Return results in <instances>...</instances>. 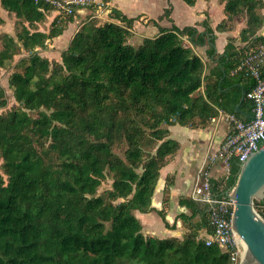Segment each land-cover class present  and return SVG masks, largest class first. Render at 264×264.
Returning <instances> with one entry per match:
<instances>
[{
    "label": "trees",
    "instance_id": "trees-1",
    "mask_svg": "<svg viewBox=\"0 0 264 264\" xmlns=\"http://www.w3.org/2000/svg\"><path fill=\"white\" fill-rule=\"evenodd\" d=\"M220 2L225 16L215 29L208 20L160 25L165 18L173 21L169 3L152 19L158 35L138 45L129 42L138 17L112 7L111 17L120 22L89 20L57 61L40 50L77 11L65 19L55 15L43 31L36 26L53 4L0 0L22 21L19 31L0 39V66L21 51L29 53L9 80L19 107L0 115V264H233L227 250L207 245L201 235L213 232L205 202L180 199L191 211L178 216L186 227L183 238L145 235L136 215L154 210L160 171L180 148L170 126L206 127L219 110L250 119L238 107L252 112V101L243 95L256 82L233 71L246 51L259 47L239 48L231 38L209 70L197 49L207 46L206 58L216 60L215 30H231L240 18H246L241 40L254 37L264 22V0ZM7 103L0 86V109ZM240 170L241 163L231 160L228 176L211 181L213 191L225 195ZM108 178L111 188L99 194ZM164 202L158 213L174 228ZM260 203L255 200L264 217Z\"/></svg>",
    "mask_w": 264,
    "mask_h": 264
},
{
    "label": "crops",
    "instance_id": "crops-1",
    "mask_svg": "<svg viewBox=\"0 0 264 264\" xmlns=\"http://www.w3.org/2000/svg\"><path fill=\"white\" fill-rule=\"evenodd\" d=\"M94 1L100 2L103 5L95 3L89 5L90 7H80L73 20L66 26L63 33L53 38L51 43L45 49L40 50V53L41 51H44L46 53V57L59 55L61 59V52L66 49L74 34L85 23L93 18L98 20L101 19L100 21L120 22L118 19L111 17L110 10L112 7L118 8L128 17H138L132 27V32L135 34L133 38L138 39L136 45L140 44L144 37H155L158 35L159 29L152 22V19H157L158 17L152 18L142 9L134 8L135 6L133 4L135 0H111L107 2L103 0ZM167 1L168 3H171L170 0ZM205 1L206 2H204V4H201L200 0H197V3L192 6V9H190L191 11H188L189 15L192 13L196 16V19L192 22V24H179L174 16L175 6L173 5L171 11V18L173 21L165 18L160 21L159 24L165 27H170L174 23L179 27H184L186 25H195L204 20H208L211 27L215 29L217 24L225 16L223 4H221L220 0ZM262 13L264 15V7L262 9ZM51 16L52 17H48L50 18V22L47 24V28L42 27L40 23L38 24L40 30L47 31L49 29L50 23L52 22L55 14ZM245 25V22H238L237 26L231 30H215V54H219L216 60H213V57L209 60L206 58L205 51L207 46L197 49V52L203 56L204 60L208 61V70L210 67H214L218 63L220 56L224 54L225 47L231 38L235 39V44L239 48H244L247 44H249L253 45V47H259L264 50V40H261V38H264V22L254 37L248 38L247 40H241L239 36L240 31L245 27ZM198 28L199 30H203L202 26H198ZM60 59L58 61H60ZM201 91L204 93L203 87L201 88ZM241 111L247 117L252 116V112L249 113L242 109ZM211 118L206 127L197 128L180 124L170 126V138L179 142L180 148L176 153L171 155L166 165L160 171L159 181L152 198V206L154 207V210L149 213L136 211V215L142 221L143 232L145 235L160 238H183L186 232V227L178 216L182 213L190 214L191 211L186 206L180 204V199L193 198L195 185L197 184L201 171L204 168L210 172L212 180H222L228 176L229 168L224 164V162L222 160L214 161L212 157L218 151L221 143L227 137L231 128L225 120L220 119L217 123H215L211 120ZM167 178H170L171 180L170 185L167 184ZM165 198L167 199L165 209L166 220L170 225L175 223L176 226L174 228L167 227L158 213V211L164 208ZM201 235L204 237L208 236L206 231H202Z\"/></svg>",
    "mask_w": 264,
    "mask_h": 264
},
{
    "label": "built area",
    "instance_id": "built-area-1",
    "mask_svg": "<svg viewBox=\"0 0 264 264\" xmlns=\"http://www.w3.org/2000/svg\"><path fill=\"white\" fill-rule=\"evenodd\" d=\"M54 5L58 14L71 15L80 7L100 4L94 0H35ZM244 72L252 77L256 85L245 97L252 101V116L248 120L239 118L233 113L219 110L211 118L217 123L220 119L230 125V132L213 155L214 161L222 160L230 168L231 160L237 159L241 164L255 151L264 146V50L251 48L246 51L238 67L233 72ZM211 174L203 169L193 191V198L209 206V223L213 232L206 238L207 245H217L230 253L233 264H241L245 254V243L233 227L235 201L228 195L219 196L212 188ZM260 207L264 210V200ZM263 217V216H262ZM264 218V217H263Z\"/></svg>",
    "mask_w": 264,
    "mask_h": 264
},
{
    "label": "water",
    "instance_id": "water-1",
    "mask_svg": "<svg viewBox=\"0 0 264 264\" xmlns=\"http://www.w3.org/2000/svg\"><path fill=\"white\" fill-rule=\"evenodd\" d=\"M226 195L235 201L233 227L245 243L241 264H264V218L255 206V200H264V146L241 164L237 182Z\"/></svg>",
    "mask_w": 264,
    "mask_h": 264
},
{
    "label": "rangeland",
    "instance_id": "rangeland-1",
    "mask_svg": "<svg viewBox=\"0 0 264 264\" xmlns=\"http://www.w3.org/2000/svg\"><path fill=\"white\" fill-rule=\"evenodd\" d=\"M171 4L175 6V12L174 16L175 19L179 24H192V22L196 19V16H194L192 13L191 15L188 14V11H191L192 6L188 5L185 3L184 0H170ZM206 2L205 0H200L201 4H204ZM137 9H142L143 11L147 12L152 18L158 17L159 14H161L166 7L169 6V3L167 0H135L133 4ZM90 7V6H89ZM0 14L3 17V22L0 23V39L4 33H12L15 34L17 31L21 29V20H18L13 13H9L6 11L0 4ZM57 15V11H53L49 13L48 17H52L51 15ZM61 15L64 19L68 17V15L64 14H59ZM54 18V17H53ZM101 20V19H100ZM237 21V20H236ZM50 22V18H46V20L40 25L44 28H47V24ZM240 22H245L246 23V18H240L238 19L237 23ZM153 26V25H151ZM39 28V25L36 26ZM132 31V29H131ZM241 32V31H240ZM135 34L132 32V36L129 39L130 44L136 45L137 40L133 38ZM143 38V37H142ZM43 56H46L44 51H41ZM28 52L26 51H21L17 55L14 56L13 59L5 61L1 66H0V86H2L6 90V95L8 98V103L4 108L0 109V115L6 114L7 112L11 111L12 109L19 107V103L17 102L14 94V89L10 87L9 85V80L11 74L18 69V64L21 60V58L28 56ZM48 58L51 60H59L60 56L59 55H51ZM36 115V113H33ZM3 160L0 159V173L3 174ZM112 186V180L108 178L105 180L102 184V186L99 188L98 193H103L105 190L111 188Z\"/></svg>",
    "mask_w": 264,
    "mask_h": 264
}]
</instances>
